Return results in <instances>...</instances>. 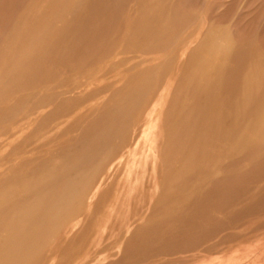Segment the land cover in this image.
Listing matches in <instances>:
<instances>
[{
  "label": "rangeland",
  "instance_id": "374dc122",
  "mask_svg": "<svg viewBox=\"0 0 264 264\" xmlns=\"http://www.w3.org/2000/svg\"><path fill=\"white\" fill-rule=\"evenodd\" d=\"M0 264H264V0H0Z\"/></svg>",
  "mask_w": 264,
  "mask_h": 264
}]
</instances>
